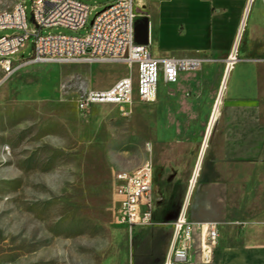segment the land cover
Here are the masks:
<instances>
[{"label":"rangeland","instance_id":"1","mask_svg":"<svg viewBox=\"0 0 264 264\" xmlns=\"http://www.w3.org/2000/svg\"><path fill=\"white\" fill-rule=\"evenodd\" d=\"M16 1L0 0V11ZM85 1L91 9L83 28L46 27L41 33L87 34L112 0ZM24 6L30 19L32 0ZM11 32L1 30L0 36ZM29 42L22 59L31 55L33 37ZM135 71V64L114 61L30 63L1 81L0 68V264H164L181 206L174 196H155L167 162L163 151L152 156V223L131 229L116 218L115 175L151 159L149 115L158 96L125 109L97 105L87 115L76 108L84 91L108 88L124 75L135 77ZM235 214L232 205L230 215Z\"/></svg>","mask_w":264,"mask_h":264},{"label":"crops","instance_id":"2","mask_svg":"<svg viewBox=\"0 0 264 264\" xmlns=\"http://www.w3.org/2000/svg\"><path fill=\"white\" fill-rule=\"evenodd\" d=\"M135 4L138 23H150V50L159 47L153 56L202 59L201 69L160 82L159 109L149 115V158L163 151L167 161L155 196H174L181 208L188 201L190 221L220 228L209 261L197 238L190 260L181 264H264V0ZM198 157L202 170L190 189ZM248 167L253 170L225 172Z\"/></svg>","mask_w":264,"mask_h":264},{"label":"built area","instance_id":"3","mask_svg":"<svg viewBox=\"0 0 264 264\" xmlns=\"http://www.w3.org/2000/svg\"><path fill=\"white\" fill-rule=\"evenodd\" d=\"M136 0H112L94 18L90 31L85 35L66 33H41L43 28H83L90 6L85 0H32L31 18L25 11V0H17L12 8L0 17V31L11 33L0 36L1 81L30 63H94L114 61L136 65V80L127 74L104 89H88L79 95L76 108L87 115L97 105L114 104L121 109L134 102L135 94L141 103L155 101L158 86L176 82L181 73L201 69L202 59L193 57H155L150 44L139 43L136 37L138 13ZM29 58L20 53L30 46ZM154 162L141 168L135 176L116 173L115 190L119 199L117 221L129 228L145 226L154 218ZM185 201L174 221L173 232L164 264H181L190 260L198 238L203 257L210 260L211 249L217 245L220 228L216 222L194 223L187 216Z\"/></svg>","mask_w":264,"mask_h":264},{"label":"bare ground","instance_id":"4","mask_svg":"<svg viewBox=\"0 0 264 264\" xmlns=\"http://www.w3.org/2000/svg\"><path fill=\"white\" fill-rule=\"evenodd\" d=\"M11 9V8H10ZM10 9H4V10H1L0 11V17L2 16V14H3V12H5V11H8V10H10ZM231 59H234V58H232L231 57ZM217 103V102H216ZM217 106V105H216ZM215 112V111H214ZM214 117V116H213ZM208 132H209V128H207V130H206V133H205V136H204V141H205V139H206V136H207V134H208ZM203 141V143H202V148H204L203 146H204V142ZM202 151V150H201ZM201 156V155H200ZM199 156V157H200ZM198 157V161H197V165H196V168H195V170H194V172H193V176H192V178H191V180H190V189L193 187V185H194V183H195V181H196V178H197V176H198V172H200V169H201V165H202V158H199ZM202 157V156H201ZM151 159H149V160H147L143 165H141V166H139L138 168H136L135 170H132V171H124V170H121V171H119L118 173L119 174H122V175H127V176H135V175H137L138 173H139V171L141 170V168H144L146 165H148V163H149V161H150ZM190 189H189V191H190Z\"/></svg>","mask_w":264,"mask_h":264},{"label":"water","instance_id":"5","mask_svg":"<svg viewBox=\"0 0 264 264\" xmlns=\"http://www.w3.org/2000/svg\"><path fill=\"white\" fill-rule=\"evenodd\" d=\"M148 33H149L148 22L145 23V25L143 26L142 23H138L137 21V26H136L137 41L139 43H148ZM207 138H208V134L206 136V141H207ZM206 141H205V144H206Z\"/></svg>","mask_w":264,"mask_h":264}]
</instances>
